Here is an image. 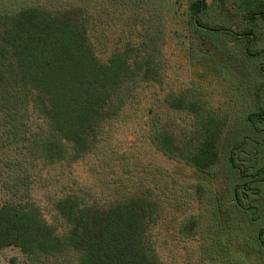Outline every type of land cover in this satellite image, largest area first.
<instances>
[{
	"label": "trees",
	"instance_id": "16d2710c",
	"mask_svg": "<svg viewBox=\"0 0 264 264\" xmlns=\"http://www.w3.org/2000/svg\"><path fill=\"white\" fill-rule=\"evenodd\" d=\"M156 1L172 7L167 21L176 26L181 45L187 44V56L199 58L208 71L217 64L226 73L239 71L243 80L240 88L247 102L241 114L243 132L237 133L227 152L234 181L230 190L220 195L214 191L213 221L218 228L212 234L221 235L219 244L242 246L237 252L223 244L221 264H264V201L257 198L264 191V154L262 158L258 155L264 152V81L257 84L244 79L245 70L223 55L221 46L225 44L220 42L226 38L239 45L245 65L264 58V50L253 51L262 36L264 0ZM212 11L236 18L244 26L206 21ZM89 29L88 17L78 9L25 6L14 12L0 11V152L14 154L12 161L4 162L10 172L3 186L13 197L25 192L24 200L0 203V249L16 247L31 264H167L152 235L160 205L147 193L129 194L107 204L87 190H64L52 199L65 224L60 231L48 222L42 205L29 192L35 182L43 181L44 172L60 169L65 174L73 163L94 153V148L101 169L115 175L118 185L107 182L110 190L127 188L138 174L143 177L144 164L139 160L131 163L133 152L120 154L111 148V136L106 132L112 124L138 119L141 113L144 143L139 140L138 146L150 155L151 165L155 162L146 179L166 186L173 170L184 177L186 165L205 174L219 161L218 141L225 120L201 114L198 102L186 96H166L170 109L178 112L175 127L153 109L146 107L141 112L136 101L125 107L121 92L137 77L151 81L156 68L151 61L156 56L150 54L152 60L141 57L136 52L138 45L129 41L102 61ZM259 69L264 75V62ZM185 113L194 116L189 128ZM189 131L192 141L185 136ZM242 156H251V162ZM230 212L242 221L234 218L237 222L230 223ZM195 225L192 222L182 230L192 233Z\"/></svg>",
	"mask_w": 264,
	"mask_h": 264
},
{
	"label": "rangeland",
	"instance_id": "374dc122",
	"mask_svg": "<svg viewBox=\"0 0 264 264\" xmlns=\"http://www.w3.org/2000/svg\"><path fill=\"white\" fill-rule=\"evenodd\" d=\"M25 6H38L53 11L67 9L82 11L89 19V36L102 61H106L113 52L124 49L129 41L138 45L136 52L143 58L151 59L149 55L154 53L156 57L154 60L151 59V63L156 68L153 69L154 75L148 79L151 81L146 82L137 77L121 92L120 95L125 99V107L136 101L137 105H140L141 112L145 111L146 107L149 110L153 109V113H160L163 120L175 127L174 117L178 116L176 115L178 112L170 109L166 96L172 98L186 96L189 101L198 102L197 106L201 114H210L226 122L218 141L220 155L218 163L205 174L195 173L186 165L184 177L176 176L173 170L168 173L166 185L168 187L162 185L160 183L162 181L146 179L151 168L155 167V162L151 165L150 155L145 154L138 146L139 140L144 143L142 125L145 120L143 117L140 118L142 113L138 119L121 122L115 126L112 124L106 128V132L108 130L111 136L110 147L120 154L133 152L130 161L133 159L131 161L133 163L139 160L144 164V168L139 166L143 168L144 172H141L144 176L139 178L138 174L127 188L110 190L106 183L112 182L117 186L115 175L101 169L95 156L98 151L94 148V153L73 163L71 171L65 174H62L60 169L50 171L51 174H47L46 171L43 173V181L35 182L32 186L29 192L42 205L48 222L53 223L60 231L64 230L65 224L52 205V199L64 190L72 192L87 190L101 196L102 202L107 204L113 203L118 198L122 200L128 198L129 194L147 193L156 201L158 199L160 205V217L155 223L152 235L163 261L167 264H221V253L225 252L223 244L234 251L241 250L242 246L235 243L219 244L221 240L217 238L221 235L218 232L212 234L218 228L217 221L215 223L213 221L215 205L213 194L214 191L215 194L220 195L223 190H230L229 185L234 181L235 175L229 172L227 152L233 145L237 133L243 132L241 114L247 102L242 95L243 80L240 79L239 71L226 73L219 64L215 65L212 71H208L203 68L204 64L199 58L187 56L185 54L187 44L181 45L182 39H179L175 32L176 26L167 21L172 7L163 1L141 3L129 0H0L2 12L18 11ZM206 21H215L227 27L244 26L236 18L231 19L217 11H212L206 17ZM160 24H163V28L159 27ZM259 32L262 36L253 48L254 52L264 50V26ZM220 42L225 44L220 45L224 51L223 55L238 62L241 66L239 68L245 70L244 79L250 78L257 84L264 81V75L259 69L264 58L260 57L245 65L242 63L239 45L226 38H221ZM134 59L140 61L137 56ZM185 114V126L189 128L194 124V116ZM185 136L188 140H193L190 131L185 132ZM263 154V151L258 153L259 158H262ZM13 155L8 150L0 152V203L24 200L22 199L24 190H21L17 197H13L12 191L3 186L10 172L4 162L12 161ZM242 158L251 162V156H242ZM163 162L165 163L164 160ZM167 166L172 168L171 165ZM35 172L33 170V174ZM165 188H168L166 192H164ZM160 190H163V193ZM261 190H264L263 186ZM257 198L261 202L264 201V191L262 197ZM224 213L226 215V211ZM234 218L242 221L230 212V223L232 220L237 222ZM192 222L196 223L192 233L187 232L186 229L182 230ZM233 224L236 226L235 223ZM261 226H264V223ZM0 264H31V261L20 249L8 247L0 249ZM51 264L62 263L52 261Z\"/></svg>",
	"mask_w": 264,
	"mask_h": 264
},
{
	"label": "water",
	"instance_id": "95a60500",
	"mask_svg": "<svg viewBox=\"0 0 264 264\" xmlns=\"http://www.w3.org/2000/svg\"><path fill=\"white\" fill-rule=\"evenodd\" d=\"M211 264V263H210Z\"/></svg>",
	"mask_w": 264,
	"mask_h": 264
}]
</instances>
